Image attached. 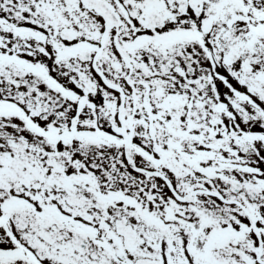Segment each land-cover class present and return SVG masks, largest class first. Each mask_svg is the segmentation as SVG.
<instances>
[{
  "label": "snow or ice",
  "instance_id": "1",
  "mask_svg": "<svg viewBox=\"0 0 264 264\" xmlns=\"http://www.w3.org/2000/svg\"><path fill=\"white\" fill-rule=\"evenodd\" d=\"M0 264H264V0H0Z\"/></svg>",
  "mask_w": 264,
  "mask_h": 264
}]
</instances>
